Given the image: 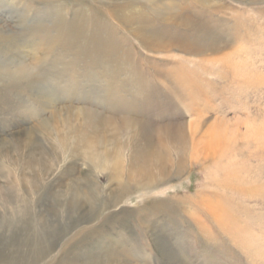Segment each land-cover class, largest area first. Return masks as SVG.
Listing matches in <instances>:
<instances>
[{"label": "rangeland", "instance_id": "rangeland-1", "mask_svg": "<svg viewBox=\"0 0 264 264\" xmlns=\"http://www.w3.org/2000/svg\"><path fill=\"white\" fill-rule=\"evenodd\" d=\"M100 1L85 6L108 16L105 0ZM150 2L125 4L117 19L174 2L211 28L225 23L232 29L233 53L229 54L228 48L209 57L180 55L178 61L183 63L194 60L186 64L182 78L184 85L191 87L185 88L182 82L169 85L159 80L157 73L176 68L174 61L161 57L171 52L159 54L158 59L151 58V54L147 58L149 54L141 51L126 31L115 27L118 39H127L123 46L135 51L140 63L147 64L139 71L149 68L146 85L150 82V100L131 89L117 87L115 80L100 72L91 70L86 76L69 67L65 71L59 63L54 67L52 63L57 60L53 55L48 67L55 68L52 78L58 85L54 84L56 94L64 98L62 104L53 107L79 110L91 105L101 115L106 113L111 118L115 112L129 113L150 126L149 145L162 154L164 184L140 188L132 182L127 185L128 177L124 176L123 203L99 213L108 202L105 192L112 188L109 172L97 171L80 155L64 156L58 144L43 135L40 125L52 117V105L41 103L48 97L25 91L22 101L12 93L7 95L11 99L5 100L2 95L7 92L0 87V152L15 149L13 143H5L6 139L27 131L34 143L39 138L40 151L50 153L44 163L48 176L36 166L40 165L38 152L30 166L33 171H23L21 156H16L17 164L0 156V186H5V193L0 194V264H85L113 246L129 253L126 260L134 256L146 264H178L175 254L188 264H264V2L246 7V3L234 0H213L222 5V15L216 9L197 8L192 0ZM62 3L57 8L67 9L68 20L72 10L83 5ZM28 10L38 13L35 23L53 26L54 15L48 14L45 5L33 4ZM5 12L9 15L3 19L12 22L9 25L15 24L17 16ZM27 20L30 25L32 19ZM13 32L26 35L22 29L0 30L2 35ZM22 46L29 50L34 47L26 39ZM100 135L108 141L114 132L110 128ZM129 138V131L120 134L125 166L132 149L144 144L140 137L133 141ZM73 174L81 179L86 194L91 192L92 184L95 196L74 191L69 186ZM86 201L91 204L83 205ZM161 202L170 209H155L154 205Z\"/></svg>", "mask_w": 264, "mask_h": 264}, {"label": "bare ground", "instance_id": "bare-ground-1", "mask_svg": "<svg viewBox=\"0 0 264 264\" xmlns=\"http://www.w3.org/2000/svg\"><path fill=\"white\" fill-rule=\"evenodd\" d=\"M62 1L64 4L77 2L83 5L74 11L72 10V16L68 20V15H66L67 9L61 10L57 8L63 4ZM89 1L90 2L87 0H0V30L5 27L13 30L22 29L26 31V35L24 36L23 34L20 35L14 32L10 33V35L0 34V87L5 88L7 92L6 96L2 95L3 99H8L9 96L7 95H11L12 93L16 99L18 98L19 101H22L24 100L23 93L25 91L35 96L39 93V96L48 97V101L45 100L41 103H50V105H52V108L49 110L52 117L47 124L44 125L40 123L43 124V126L40 125V131H42L43 135L54 140L63 151L64 156L65 154L80 155L97 171L109 172L108 178L109 182H112V188L105 192L108 202L102 205L100 210L98 209L100 211L99 213H102L105 210L123 203L122 199L125 195L122 189L125 183L124 176L128 177L127 185L132 182L136 185L139 184L140 188L145 187L148 189H151L153 185L157 187L162 186L164 184L163 179L166 177V172L162 165V154L159 150L149 145L150 131L148 132V130L151 129L150 126L147 125L146 122H141L139 118L135 116L132 117L129 113L123 115L115 112L112 113L110 118L105 116L106 113L101 115V113L95 111L93 109L94 106L91 105L85 106L79 110L53 107V105L62 104L64 99L61 94H56L58 85L54 78H52L53 72L56 71L53 70V68L59 63L64 67L65 71H67V67H69L72 71H81L85 73L86 76H89L92 73L91 70H94L104 74V76L110 80H115L117 87H122L125 90H127L126 88L131 89L139 93V97L150 100L152 98L149 95L153 94L150 85H148L150 82H147L146 85L149 68H147L148 71H139V69L145 68L142 67L143 65L145 66L147 64L144 62L140 63L135 51H128L126 47L123 46V44H126L127 39L124 37L118 39L117 35L114 34L116 33V30H114L115 27H119L122 31H126L124 33L128 34L136 42L140 50L145 54H149H146V56L142 52L147 58H149L151 54V58L158 59L156 57L160 56L159 54L171 52L161 57H166L165 61H174L176 68H172L173 70H169L168 72L165 71L163 74L161 72L157 73L159 80L167 82L169 85H175L177 82L178 84L182 82L184 85L182 78L185 77V72L187 70L186 64H190L194 61L190 59L185 60L184 63L178 61L180 55L200 58L208 56V54H221V52L223 53V51L225 49L228 50V48L230 50L228 53H233L231 50H233L235 44L233 45L234 40H232V36H234L235 33L232 29L228 28L225 23L221 26H216L214 29L207 24H203L204 21L195 20L189 15L190 13H185L179 4L174 2H170L169 5H164L157 10L150 8L147 13H143L139 10L135 15H138L137 17L140 16L138 19H135V16L131 15L125 19L118 20L117 17L120 13V9L127 7L125 4L129 5V2H136L139 4L142 1L152 2V0H105L108 6L105 8L108 16L100 13L98 10H92L90 7L86 8L85 6V4L88 5L91 2L100 0ZM192 1L197 5V8L207 10L216 9L220 11V15L224 14L222 5L219 4L220 2H213V0ZM234 1L239 2L241 5H245L244 3H246V7L264 2V0ZM100 2L104 1L101 0ZM116 3H121V6L123 5L124 7L121 8L120 5ZM33 4H41L47 7L48 14L54 15L52 18L53 26L47 27V25L43 23H35L38 13L34 14L28 10V6L32 7ZM21 7L23 11L20 10ZM6 10H9V12L12 11V13L17 16V22L11 24L12 26L9 25V23L12 22L3 19V16L6 18L8 14L5 12ZM51 11H53V13ZM28 18L32 19L30 25L26 24ZM106 18L108 20H106ZM155 21L159 24L156 25ZM105 22H108L109 25ZM24 39L30 41V47L34 46L33 48L29 47L31 50H29L27 46H22ZM240 52H242V50ZM52 55L58 62L52 63L55 64L54 67L53 65L52 67H48V64L51 62V60L48 59L52 57ZM233 56L235 55H232V57ZM244 60L240 58L241 62ZM134 61H136L135 66ZM94 77L96 76L93 75V78ZM94 80L99 79L96 78ZM94 80H91V82H94ZM54 84L57 87H55ZM97 84H99V82H97ZM186 87H191V85L185 86V88ZM80 101L85 100L80 99ZM6 102H8V100ZM28 113L32 115L30 111ZM115 119H121L122 122H118V120ZM110 128L113 130L114 135H111L112 137L110 140L105 141L100 134ZM127 131H129V139L133 141L134 138L140 137L144 140V144L141 147L135 146V148L132 149L130 156L128 155L127 158L128 164L125 166L123 162L126 160L123 161V144L120 140V134ZM26 132L18 131L13 135V138H5L8 140L5 141V143H13L16 148L5 152L1 151L0 156L12 160L13 164H17V160L15 159L16 156H21V161L24 166L23 171L27 169L33 171L30 166L35 159V152H38L37 156H39L40 165L36 164L37 168L41 169L46 176L50 175L46 170V165H44L47 159L46 157L50 154L49 151L45 149L40 151L38 148L40 144L37 142L39 138L36 137L34 143V141H32L33 139L31 140V138L26 135ZM0 142H3V140H0ZM15 143H17V145ZM108 146L109 149L106 148ZM114 183H117L116 187H114ZM82 185L84 184H82L81 179L76 178L74 174L70 176L69 186H72L71 188L74 187V191L77 193L79 192L82 196H90V194L95 196V188L92 184H90L92 189L89 194L84 192L85 187ZM4 187L5 186L1 184L0 194L5 193ZM85 203L91 204V202L86 201L83 202V205ZM154 206L155 209L159 210L161 206V210L170 209V206H164V203ZM204 206L206 207V205ZM209 210L208 213H211ZM215 212L216 211L212 212L213 215H218V213ZM220 222H222L221 219ZM112 248L114 249L106 252L103 251V255L100 254L93 259H87L85 264H146L143 261H139L134 256L131 258L133 260H126V256H129V253L124 251L122 253L120 250L118 251L121 253L118 252L115 250L116 246ZM112 252H114V255H112ZM110 254L112 256H110ZM173 256H175V260L177 259L178 264H188L181 259L180 256L176 254Z\"/></svg>", "mask_w": 264, "mask_h": 264}]
</instances>
